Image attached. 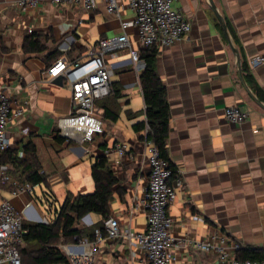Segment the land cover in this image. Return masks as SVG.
Listing matches in <instances>:
<instances>
[{"label":"crops","instance_id":"1","mask_svg":"<svg viewBox=\"0 0 264 264\" xmlns=\"http://www.w3.org/2000/svg\"><path fill=\"white\" fill-rule=\"evenodd\" d=\"M213 1L237 38L241 51L226 26L238 49L240 66L244 60L264 92V69L249 65L252 56H264V0ZM15 2L0 0V85L11 97V108L23 105L25 112L11 116L6 131L18 157H25L26 143L35 146L46 182L18 196L0 185V202L8 200L17 210L29 203L24 221L52 222L68 193L93 192L95 158L105 155L114 143L123 142L127 145L123 156L116 152L105 155L117 178L111 215L119 220L120 236L109 239L104 235L102 241H96L93 229L99 228L102 219L89 213L75 224L83 229L82 237L60 247L87 244L94 251L93 264H146L136 242L125 236L127 229L137 232L146 227L145 213L138 207L148 178L143 141L146 126L141 131L133 129L135 123L145 120L139 84L142 69L130 62L126 49L107 58L115 63L110 86L119 94L96 102L103 130L83 143L56 134L57 119L69 114L71 92L60 76L43 74L59 57L70 62L85 59L100 39L119 34L121 21L131 19L133 11L122 2L117 16L106 10L104 1L97 0L93 10L43 1L36 9L23 12ZM172 7L190 23L184 39L156 47V71L169 106L167 154L174 174L182 181L179 186L177 177L171 178L175 196L168 212L177 240L174 264H218L214 255L197 250L188 241L207 239L212 232L237 243L238 258L242 249L264 254V109L244 89L236 57L208 0H173ZM127 33L132 46L142 53L146 48L134 29L128 28ZM30 35L39 38L43 51H23ZM52 52L56 58L49 57ZM235 105L248 113L242 123H231L225 117V108ZM104 110L108 115L116 113V120L104 115Z\"/></svg>","mask_w":264,"mask_h":264},{"label":"built area","instance_id":"2","mask_svg":"<svg viewBox=\"0 0 264 264\" xmlns=\"http://www.w3.org/2000/svg\"><path fill=\"white\" fill-rule=\"evenodd\" d=\"M43 1L54 5L78 4L87 10L96 7L97 0H16L15 5L20 11L36 9ZM109 13L118 16L122 2H127L133 11V17L120 23L121 32L117 35L102 38L96 47L90 49L87 57L79 62H70L65 57L57 58L43 74L47 77L60 76L70 88L69 114L59 117L56 122V134L66 140L83 143L91 140L94 134L103 130L102 119L97 110L96 102L111 94V76L115 63H109L107 58L117 51L126 49L130 62L137 70L144 67L138 49L132 46L127 33L133 28L139 43L144 48L171 45L184 39L190 31L188 19L172 7L173 0H102ZM63 44V43H62ZM64 51L65 48L61 47ZM251 68L264 69V56L256 55L249 59ZM26 104V102H24ZM25 112L23 105L11 108V97L6 88L0 85V154L11 146L7 136L6 126L11 116H20ZM248 116L239 106L225 108V117L231 123H242ZM76 132L75 134H71ZM147 132V126L145 128ZM148 164V178L140 207L146 217V227L143 231L127 229L125 236L136 242L142 252L146 264H174L173 248L176 237L172 234V217L168 208L175 196V186L171 178L177 177V185L182 181L179 174H174L169 162L160 156L158 148L147 139H143ZM127 145L116 142L104 152H116L123 156ZM0 185H9L10 193L18 196L21 192L31 193L33 185L21 182L11 177L9 166L0 163ZM17 210L8 200L0 202V264H21L18 246L21 245L26 229L23 226L25 210ZM105 237L114 239L120 236L119 220L110 215L103 220ZM96 241L103 239L102 230L95 229ZM194 248L214 255L218 264H264L263 260L241 259L236 255L240 246L228 236L212 232L207 239L188 240ZM80 248L81 251H75ZM68 264H93V249L87 244L64 245Z\"/></svg>","mask_w":264,"mask_h":264},{"label":"trees","instance_id":"3","mask_svg":"<svg viewBox=\"0 0 264 264\" xmlns=\"http://www.w3.org/2000/svg\"><path fill=\"white\" fill-rule=\"evenodd\" d=\"M225 22L234 42L240 48L229 22L227 20ZM44 48L39 38H35L33 35L26 37L24 40V52H40ZM156 56V47L146 48L140 53V57L144 61V67L139 76V84L143 97L145 120L135 123L133 129L141 131L147 126L145 139L158 148L162 158L169 161L167 154L169 106L166 88L156 71ZM49 57L56 58L57 56L52 52ZM241 69L244 80L251 91L264 103V92L254 81L244 60H242ZM118 92L115 89L114 91L111 89L113 99L118 97ZM137 114L135 113L134 115ZM104 115L111 120H116L117 118L116 113L108 115L106 110H104ZM56 137L59 141H62L57 135ZM23 151L25 157L21 158L18 157L16 150L9 148L0 155V163L8 164L11 177L18 181L28 182L31 185L45 183L46 176L41 173L35 146L28 142L25 144ZM169 164L174 172L170 161ZM91 176L94 181L93 192L86 194L68 193L62 204L55 210V220L49 223L23 222L26 233L23 236L21 245L18 246L21 264H68L67 256L60 245L74 242L76 237H82L83 229L75 228V224L79 223V220L86 214L93 213L101 216L102 222L98 224V229L102 230L103 236L105 235L102 223L104 219L111 215V202L114 186L117 182L116 176L108 166V159L105 155H99L95 158L91 166ZM87 236L92 238V232L87 233ZM240 258L263 260L264 254L256 249H242Z\"/></svg>","mask_w":264,"mask_h":264},{"label":"water","instance_id":"4","mask_svg":"<svg viewBox=\"0 0 264 264\" xmlns=\"http://www.w3.org/2000/svg\"><path fill=\"white\" fill-rule=\"evenodd\" d=\"M209 4H210V7L212 9V11L215 13L217 19H218V22L223 30V33H224V36L226 37L228 43H229V46H230V49L232 50V52L234 53L235 57H236V63H237V72H238V75H239V78H240V81L244 87V89L246 90V92L248 93V95L251 97V99L261 108L264 109V103L261 102L257 97L256 95L249 89V87L246 85L245 83V80H244V77H243V74H242V70H241V66H240V56H239V53H238V49L236 48L234 42L232 41L230 35H229V32L226 28V24L224 22V19L222 17V15L218 12L217 10V7L214 3L213 0H208ZM87 215V214H86ZM38 223H45L44 221H40Z\"/></svg>","mask_w":264,"mask_h":264},{"label":"rangeland","instance_id":"5","mask_svg":"<svg viewBox=\"0 0 264 264\" xmlns=\"http://www.w3.org/2000/svg\"><path fill=\"white\" fill-rule=\"evenodd\" d=\"M4 187L11 190V187L9 185H4ZM51 200H54V199H51Z\"/></svg>","mask_w":264,"mask_h":264},{"label":"bare ground","instance_id":"6","mask_svg":"<svg viewBox=\"0 0 264 264\" xmlns=\"http://www.w3.org/2000/svg\"><path fill=\"white\" fill-rule=\"evenodd\" d=\"M76 132H72L71 134L73 135V134H75Z\"/></svg>","mask_w":264,"mask_h":264}]
</instances>
